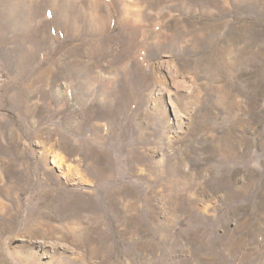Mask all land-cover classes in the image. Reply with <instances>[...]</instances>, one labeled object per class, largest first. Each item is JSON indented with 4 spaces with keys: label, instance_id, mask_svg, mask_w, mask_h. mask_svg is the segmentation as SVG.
Masks as SVG:
<instances>
[{
    "label": "rangeland",
    "instance_id": "rangeland-1",
    "mask_svg": "<svg viewBox=\"0 0 264 264\" xmlns=\"http://www.w3.org/2000/svg\"><path fill=\"white\" fill-rule=\"evenodd\" d=\"M0 264H264V0H0Z\"/></svg>",
    "mask_w": 264,
    "mask_h": 264
}]
</instances>
